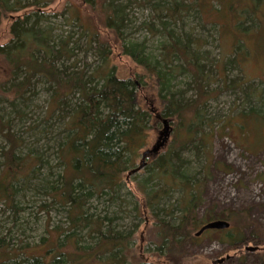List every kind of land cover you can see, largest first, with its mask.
<instances>
[{"label": "trees", "instance_id": "obj_1", "mask_svg": "<svg viewBox=\"0 0 264 264\" xmlns=\"http://www.w3.org/2000/svg\"><path fill=\"white\" fill-rule=\"evenodd\" d=\"M25 1L0 0V17L10 16L11 20V39L0 45V53L12 70L11 77L0 84V133L7 141L0 152L4 157L0 199L3 198L8 209L13 210L14 221H19L26 211V206L16 203L18 184H28L34 178L40 181L42 191L44 189L50 198L41 204V208L51 209L58 204L67 217V226L55 228L61 231L59 239L50 245V258L54 264H152L146 260H130L128 252L136 230L117 228L118 216L111 215L112 205H130V213H135L137 219L142 214L141 207L150 211L157 234L155 254L169 264H181L188 247L198 245L202 235L208 232L216 234L220 242L234 246L247 241L246 229L255 227L252 207L237 212H215L212 209L203 217L198 216L207 177H198L200 172L194 171V161L188 154L196 153L198 157L205 155L208 158L211 133L202 129L207 121V105L199 98L194 102L189 100L186 90H175L173 82L179 75L191 77L198 84L200 95H206L208 92L204 91V86L217 79L222 80V90L239 88L240 80L223 84L222 73L229 71V64L243 70L239 54L243 53L246 45L240 43L235 59L227 61L222 69H210L205 63L209 53L201 50V39L182 28L180 33L171 28L183 21L186 13L195 7L204 19L202 0H141V4L150 5L154 13L151 20L142 23V27L153 34L166 36V41L160 44L158 57L148 52L147 40L132 42L126 39L127 9L131 0H83L94 8L100 22L115 36L113 45L108 40H101L97 29L83 21L76 11L74 13L67 8L68 19L76 23L87 38L86 51L95 50L101 59L95 73L88 74L87 69L79 66L76 57V50L82 47L81 42H76L70 34L54 36L52 29L43 25L47 16L39 9L54 0ZM209 1L215 11L223 10L227 1L232 18L239 17L236 18L240 22L237 26L244 28V32L240 30L242 33L249 35L246 27L250 29L252 23L263 24V16L260 18L259 13L264 0H251L249 10L240 9L236 7L237 3L230 4L228 0ZM215 2L220 5L217 9L214 8ZM116 48L138 68L134 79L119 74L113 62ZM71 59L72 62L67 64ZM19 76L23 78L17 82ZM36 78H43L51 88L52 112L49 115L51 117L57 111L62 126L57 144L59 162L55 166L42 154L35 153L36 150L23 153V140L13 131L12 121L7 119L1 106L5 99L15 108V101L31 91ZM150 81L157 89V100L163 105L161 117L176 116L179 122L167 148L147 157L148 165L141 169L148 171L149 175L142 178L136 161L148 145L153 115L141 105L139 94ZM260 83L264 85L261 80ZM250 89V92L246 87L241 90L245 93L243 103L251 104L253 111L257 93L261 90ZM7 93H12V97ZM226 122L223 120L221 123L227 129ZM43 163L50 170L39 177ZM204 168L207 169L206 165ZM128 176L136 177L143 200H128L122 195ZM175 192L180 196L172 201ZM96 201L102 202L105 214L98 210ZM218 219L229 221L231 226L209 229L197 235L205 223ZM257 234L251 232V239ZM68 243L73 245L74 252L62 250ZM5 244V237L0 238V250ZM11 252L7 253L4 264L45 262V258L28 255L26 251L16 253V256H24L18 260L15 255H10ZM257 264H264V251L257 253Z\"/></svg>", "mask_w": 264, "mask_h": 264}, {"label": "rangeland", "instance_id": "obj_2", "mask_svg": "<svg viewBox=\"0 0 264 264\" xmlns=\"http://www.w3.org/2000/svg\"><path fill=\"white\" fill-rule=\"evenodd\" d=\"M27 2H33V0H26L25 3ZM228 2L237 3L236 7L240 9L249 10L251 7V0H228ZM214 6L216 9L220 7L217 2ZM224 6L223 10L215 11L209 0H202L201 9L205 20L195 7L186 13L183 21L173 24L171 28H174L177 33L182 30L190 32L201 39V50L209 53V59L205 63L210 69H222L227 61L235 59L239 44L246 45L243 53L239 52V61L243 70L240 67H233L234 64L232 66L229 64V71L222 73L223 84H233L240 80L241 88L222 90V80L217 79L204 86V91L208 92L206 95H200L198 84L194 83L191 77L179 75L173 82L175 90H186L185 95L189 100L194 102L199 98L207 105L205 118L208 122L206 121L202 129L205 133H211V150L208 158L205 155L198 157L196 153L188 154L194 161V171L200 172L198 177H207L202 193L203 203L198 210V216L203 217L212 209H215V212H237L252 207L251 215L255 227L246 229L248 240L236 246L220 242L213 232L205 233L198 245L188 247V253L181 264H257V253L264 251V85L260 83V80L264 82V6L259 13L260 18L263 16L262 26L255 22L250 29L246 27L249 35L240 31L244 32V28L239 29L237 26L240 22L236 18L239 17L232 18L227 1ZM68 7L70 11L74 13L76 11L88 25L97 29L101 40H108L113 45L115 36L103 26L94 8L83 0H54L51 4L41 6L39 9L47 16L43 20V25L52 29L54 36L70 34L76 42H81L82 47L79 46L76 50V57H78L79 66L87 69L90 74L99 66L101 59L95 50L86 51L87 38L81 34L76 23L68 19ZM127 12L129 13V22L125 31L127 41L147 40L148 52L159 57L160 44L166 41V36L161 33L153 34L142 27L145 20H151L154 14L152 7L142 5L141 0H131ZM10 21V16L0 17V45L8 43L11 39ZM96 45L97 42L94 41V46ZM113 62L121 76L134 79V72L138 68L129 57L121 53L119 48L115 49ZM11 71L10 63L0 53V84L11 77ZM22 78L19 76L17 82L22 81ZM33 84L31 91L27 92L24 98L15 101V108L9 100L4 99L1 104L2 110L7 119L12 121L13 131L23 140V153H29L30 149L36 150L35 153L42 154L45 160L48 158L50 164L55 166L59 162L57 144H59L58 134L62 126L58 120L57 111L53 113V116L49 115V112H52V99L48 83L43 78H36ZM244 87L248 92L252 90H249V87L261 90L257 93V104L253 111H251V104L243 103L245 93L241 89ZM7 95L12 97L13 94L7 93ZM156 95L157 89L151 81L139 94L141 105L151 111L153 121L149 130L148 145L142 149L144 154L146 151L152 150V152L146 156L143 154L137 159L138 167L141 165L146 167L149 162L147 157L154 153H162L167 148L178 126L179 119L176 116L161 117L163 105L157 100ZM165 119L168 121L167 126L164 123ZM223 120H227V129L221 123ZM166 127L168 136L164 139ZM59 139H61L60 136ZM6 145L7 141L0 133V152ZM3 161L4 157L0 153V173ZM205 165L206 170H204ZM49 170L48 165L43 163L39 177H43ZM139 173L142 178L149 175L145 169H140ZM43 191L40 181L34 178L28 184L23 182L18 184L16 203L19 206H26V211L16 222L13 210L8 209L3 198L0 199V238L5 237V243H7L0 250V264L5 263L7 253L11 252V249L13 252L10 255H15L18 260L24 256H16V253L22 254L26 251L28 255L34 254L40 259L45 258L44 264H54L50 258L52 257L50 245L51 242L59 239L61 231H56L55 228L67 226V217L64 209L58 204L51 209L41 208L43 202L50 200ZM122 193L128 200L139 201L144 197L137 187L136 177L132 176L128 178L127 187L122 190ZM179 196L175 192L172 201ZM95 204L99 206L98 210H102L105 214L104 208L101 207L102 202L96 201ZM131 208L126 204L111 207V215L118 216L116 221L118 229L136 230L133 244L128 252L130 260L169 264L155 254L157 234L150 211L141 207L142 214L137 219L135 213H130ZM148 219L151 221L149 222ZM251 232L253 235L257 232V237L251 239ZM62 250L75 251L70 243L62 247Z\"/></svg>", "mask_w": 264, "mask_h": 264}, {"label": "water", "instance_id": "obj_3", "mask_svg": "<svg viewBox=\"0 0 264 264\" xmlns=\"http://www.w3.org/2000/svg\"><path fill=\"white\" fill-rule=\"evenodd\" d=\"M165 125L167 126L168 121L167 119L164 120ZM165 138L168 136V128L166 127L165 132H164ZM161 145V144H159ZM159 145L153 150L154 152H156V149L159 147ZM152 152V150L150 151H146L145 152V156ZM143 167V165L139 166L138 170L141 169ZM231 226L230 222L224 219H218V220H213V221H209L207 223H205L197 232V235L200 236L201 234H203L206 230L209 229H226L229 228Z\"/></svg>", "mask_w": 264, "mask_h": 264}]
</instances>
